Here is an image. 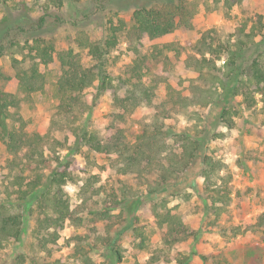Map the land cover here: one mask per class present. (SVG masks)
<instances>
[{
	"label": "trees",
	"instance_id": "16d2710c",
	"mask_svg": "<svg viewBox=\"0 0 264 264\" xmlns=\"http://www.w3.org/2000/svg\"><path fill=\"white\" fill-rule=\"evenodd\" d=\"M14 0H0V5H7ZM29 0V10L41 15L29 26L39 30L45 26L47 17L60 23L58 12L63 0ZM243 0H199L168 1L162 6L140 8L133 12L129 27L120 20L111 19L105 23L102 42H90L83 37L78 43L88 50L94 65L86 67L78 53L72 48L57 50L51 39L31 37L17 39L8 37L0 43V58L8 56L10 67L17 84V93H7L0 86V143L8 156L6 168L14 176L16 186L13 192L19 202L34 203L35 224L32 230L34 243L32 250L50 256L56 251L59 232L65 221L79 227L76 214L82 211L87 202L103 192V186H95L98 177H87L78 185L81 204L74 209L63 198L62 186L73 181V175L67 165H60L51 176L48 186L43 189V171L49 165V155L58 144L52 136L56 130L72 134L75 143L83 145L89 151L112 159L111 168L116 175V189L122 201L132 199L127 207L126 225L110 239L113 244L125 231L132 230L134 249H144L148 242L146 229L139 225V211L150 213L160 229L162 248L151 253L148 263L162 262L168 264L174 260L170 251L181 243L196 237L184 216L173 209H168L165 201L144 206L146 199L159 198L178 185V179L190 167L199 163V174L203 179V189L207 193L210 208L218 215L227 204L230 190L227 181L220 176L223 164L207 153V144L216 126L221 124L231 129L234 118L239 111L234 107L255 111L258 103L264 110V49L253 55L251 47L255 45L256 33L253 29L246 31L243 24L236 28L231 37L223 38L217 31L204 32L193 46V51L184 54L183 65L194 72L197 77L189 84L188 95L179 93L169 95L156 105L155 89L162 79L161 72L173 66L185 50L176 43L153 46L148 54H141L144 38L155 40L171 34L178 28L191 29L192 20L202 8L225 11L241 5ZM200 5V6H199ZM53 11L55 13H50ZM23 32L26 27L18 25ZM24 31V32H25ZM123 33L126 49L133 55V61L126 67L125 79L114 83L105 71V56L117 45L119 34ZM233 38V40H231ZM171 53V56H168ZM54 59L60 65V74L55 83L58 100L51 115L47 131L41 135L26 129L24 121L16 112L23 102L44 90L45 76L41 67H47ZM222 61L221 66L217 62ZM167 66V67H166ZM8 77L0 73V84ZM97 83L95 97L108 92L112 107L116 111L113 123H125L138 108L153 110L148 122L140 123L134 136L128 137L122 128L116 129L112 124L111 133L99 137L96 133L83 129L80 121L90 105L85 100V90ZM237 98L239 102L237 103ZM193 108H208L213 111L211 128L199 130L197 124L188 131H175L173 121L177 116L201 121L200 115ZM193 116V117H191ZM174 137L177 146L169 145L168 139ZM133 177L144 196L134 193L126 180ZM6 191V190H5ZM7 193V192H6ZM109 208H116L120 203L117 195H109ZM163 197V196H162ZM146 198V199H145ZM112 199V200H111ZM109 200V199H108ZM26 204V205H28ZM221 204L220 207H217ZM106 207V205H104ZM176 208V207H174ZM0 206V249L20 242L23 234V215L21 212L9 213ZM264 228V214L258 217L252 229ZM237 234V231L233 232ZM138 239H135V238ZM113 255L120 261L122 254L114 249ZM25 256L17 255L16 264H24ZM202 261L206 259L201 258ZM30 264H40L36 258ZM44 264V263H41ZM220 264V262L218 263Z\"/></svg>",
	"mask_w": 264,
	"mask_h": 264
},
{
	"label": "rangeland",
	"instance_id": "374dc122",
	"mask_svg": "<svg viewBox=\"0 0 264 264\" xmlns=\"http://www.w3.org/2000/svg\"><path fill=\"white\" fill-rule=\"evenodd\" d=\"M168 1L176 0H63L58 12L61 22L57 24L47 17L45 26L35 31L29 26L41 14L36 10H29V0H14L7 5H0V43L8 37L19 40L36 36L51 39L57 50L72 48L80 55L82 63L90 67L95 62L91 60L88 50L78 43L80 37L90 42H102L104 26L108 20L116 22L120 19L129 27L135 10L160 7ZM243 24L246 25V31L253 29L256 33L255 45L251 47V51L253 55H257L264 49V0H243L241 5L234 6L229 11L200 6L192 20L191 29L178 28L155 40L144 38L141 48L143 55L148 54L153 46L170 43H176L180 51L185 50L173 66H166L168 70L161 72L162 79L156 86L154 103L158 105L174 93L188 95L189 84L197 75L184 67V54L193 51V46L204 32L215 30L222 39L229 38ZM18 25L29 30L20 32ZM123 36V33L119 34L117 45L105 56V71L114 83L125 79L126 67L134 58L126 49ZM171 55L168 53V56ZM221 65L222 61H218L217 66ZM41 71L46 81L44 90L23 102L16 112L27 122L28 131L43 135L58 103L54 87L60 74L59 62L54 59L47 67H41ZM0 73L8 77L6 82L0 84L3 90L16 94L17 84L8 56L0 58ZM96 86L97 83H94L85 90V100L90 105L89 111L80 121L85 131L105 137L111 133L113 125L116 129L122 128L130 138L136 134L140 123L149 121L153 110L141 107L125 123H113L116 111L112 107L110 94L105 92L95 97ZM234 108L239 111V115L233 120V128L229 129L223 124L216 126L207 144V153L223 164L220 176L227 181V188L230 190L225 210L217 215L210 208L198 162L178 179V185L169 192L159 198H145L144 206L165 201L168 209L182 214L189 227L196 231L194 239L181 243L170 251L174 260L168 264H264V228L257 231L252 229L258 217L264 214V110L261 103H258L257 109L252 113L237 104ZM191 110L200 115L201 121L177 116L173 121L175 131H188L196 124L199 130L211 128L213 111L210 112L208 108ZM52 136L58 144L52 154L46 152L50 162L43 171V188L38 194L48 186L49 176L60 165H67L74 179L62 186L63 198L67 200L70 209L81 204L78 185L87 177H98L95 186H103L104 194L93 197L81 208L82 211L79 210L76 214L79 227L65 221L59 232L56 251L50 256L45 253L37 254L32 250L35 213L27 214L28 209L34 211V203L16 200L17 195L13 192L16 186L12 183H16L14 176L17 173L9 175L6 168L8 156L0 143V206L3 205L4 210L9 213L21 212L23 215L22 238L14 246L8 245L0 249V264H16L17 255L25 256L24 264H30L31 258H36L40 264H149L148 259L153 250L162 248L161 233L164 229L158 228L153 216L146 210L142 209L138 213L139 225L145 227L148 235L144 249H134L132 230L123 232L113 244L110 242L126 225L127 207L133 200L120 199L116 189V175L111 168L112 159L76 144L74 136L69 132L56 130ZM175 141L171 137L168 144L176 147ZM126 181L138 196L145 195L133 177ZM113 192L119 197L113 200H119L120 203L116 208H109L112 205L107 203ZM220 206L218 204L217 207ZM114 249L121 252L120 261L115 259ZM202 257L206 260L202 261Z\"/></svg>",
	"mask_w": 264,
	"mask_h": 264
}]
</instances>
